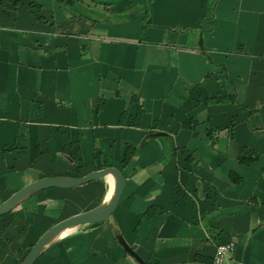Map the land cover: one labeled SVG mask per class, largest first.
Listing matches in <instances>:
<instances>
[{
  "label": "crops",
  "instance_id": "crops-1",
  "mask_svg": "<svg viewBox=\"0 0 264 264\" xmlns=\"http://www.w3.org/2000/svg\"><path fill=\"white\" fill-rule=\"evenodd\" d=\"M72 1L0 0V204L107 167L124 190L36 264H212L227 241V264H264V0ZM107 177L1 217L0 264L101 205Z\"/></svg>",
  "mask_w": 264,
  "mask_h": 264
},
{
  "label": "water",
  "instance_id": "water-1",
  "mask_svg": "<svg viewBox=\"0 0 264 264\" xmlns=\"http://www.w3.org/2000/svg\"><path fill=\"white\" fill-rule=\"evenodd\" d=\"M67 4H73L72 0H60ZM158 136H164L163 133H158ZM113 176L114 178V190L111 198L108 201H104L101 205L91 210L81 212L70 216L64 220L53 225L30 249L26 257L21 264H36L45 250L59 239L54 238L61 232L68 229H75L84 225H95L107 221L115 212L119 202L121 200L124 190V177L121 171L116 167H107L99 171L92 172L86 176L81 177H45L35 182L29 183L17 192L13 193L7 200L0 204V217L12 212L21 202L31 195L46 190L48 188H74L83 186L90 182L105 178L106 176ZM119 243L131 257L140 262L139 257L134 250L119 237Z\"/></svg>",
  "mask_w": 264,
  "mask_h": 264
},
{
  "label": "trees",
  "instance_id": "trees-1",
  "mask_svg": "<svg viewBox=\"0 0 264 264\" xmlns=\"http://www.w3.org/2000/svg\"><path fill=\"white\" fill-rule=\"evenodd\" d=\"M228 99L231 100V101H234V97H231V98H228ZM217 101H219V99H217ZM136 151H137L136 147H134L132 145H129V144L126 145L125 152H124V155H123V160L121 162V166L123 168L127 167L130 164V162L133 160V157L136 154ZM240 162L243 163L244 165H250L253 162V160H252V158L251 159L248 158V159H242ZM230 179H231L232 183H234V184L241 183V180H242L241 178L237 177L235 173H231ZM149 216H150V214H149ZM1 217H3V216H1Z\"/></svg>",
  "mask_w": 264,
  "mask_h": 264
},
{
  "label": "built area",
  "instance_id": "built-area-1",
  "mask_svg": "<svg viewBox=\"0 0 264 264\" xmlns=\"http://www.w3.org/2000/svg\"><path fill=\"white\" fill-rule=\"evenodd\" d=\"M235 249L233 241L220 243L216 247L212 264H227L229 254Z\"/></svg>",
  "mask_w": 264,
  "mask_h": 264
},
{
  "label": "bare ground",
  "instance_id": "bare-ground-1",
  "mask_svg": "<svg viewBox=\"0 0 264 264\" xmlns=\"http://www.w3.org/2000/svg\"><path fill=\"white\" fill-rule=\"evenodd\" d=\"M107 180H108V183H109V189H108V194H107V197H106V200H105V201H108V200L111 198V196H112V194H113V190H114V178H113V176L109 175V176L107 177ZM73 230H74V229H68V230H65V231L61 232L60 234H58V235L54 238V240H55V239L62 238V237H64V236L70 234ZM70 236H71V235H70Z\"/></svg>",
  "mask_w": 264,
  "mask_h": 264
},
{
  "label": "rangeland",
  "instance_id": "rangeland-1",
  "mask_svg": "<svg viewBox=\"0 0 264 264\" xmlns=\"http://www.w3.org/2000/svg\"><path fill=\"white\" fill-rule=\"evenodd\" d=\"M75 10L78 11V7L77 6H75Z\"/></svg>",
  "mask_w": 264,
  "mask_h": 264
}]
</instances>
